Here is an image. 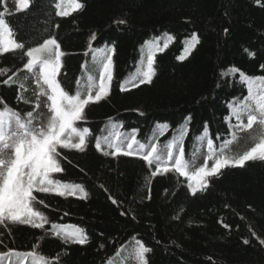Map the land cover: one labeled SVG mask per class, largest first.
Masks as SVG:
<instances>
[{
  "label": "trees",
  "instance_id": "16d2710c",
  "mask_svg": "<svg viewBox=\"0 0 264 264\" xmlns=\"http://www.w3.org/2000/svg\"><path fill=\"white\" fill-rule=\"evenodd\" d=\"M79 2L82 9L58 16L57 0H31L24 11L17 0H0V17L25 46L0 55V109L25 120L31 111L33 124L38 119L24 53L48 38L64 53L57 80L70 95H86L88 77L98 84L103 58H112L109 94L76 122L89 129L84 151L57 149L62 171L53 179L82 191L34 193L44 227L0 225V252L35 251L48 264H139L135 252L143 245L147 264H264V161L225 167L193 195L188 184L195 182L175 171L152 176L155 162L104 154L113 151L107 143H116L119 133L120 144L135 135L141 155L158 145L169 167L181 147L190 167L208 139L214 153L202 149L201 167L211 154L208 168L227 156L215 152L229 150L244 131L227 119L234 102L247 95L241 74L264 77V0ZM193 36L199 43L180 59ZM150 51L155 74L139 84L136 74ZM122 84L128 90L121 91ZM60 228L80 230L86 243H65L54 234Z\"/></svg>",
  "mask_w": 264,
  "mask_h": 264
},
{
  "label": "snow or ice",
  "instance_id": "6c2138e0",
  "mask_svg": "<svg viewBox=\"0 0 264 264\" xmlns=\"http://www.w3.org/2000/svg\"><path fill=\"white\" fill-rule=\"evenodd\" d=\"M30 5L31 0H17V6L21 11L29 8ZM56 7V15L68 16L71 12L82 9L83 4L79 0H57ZM120 23H124V21H120ZM93 39H95L94 36ZM198 43L199 40L193 36L191 41L186 44L184 55L180 59H185L190 55ZM167 47L168 44L164 43L163 48ZM24 48V44L15 39L10 25L3 17H0V55ZM156 50L162 51L163 49L157 45ZM24 55L27 58L23 65L24 69L31 73L36 67H39L36 84L47 87L46 92L41 88L39 95L47 96V100L50 102L47 105L50 116L46 125L35 127L32 123L33 112H28L25 120L11 109H0V225L18 223L33 228H43L46 220L34 208L36 202L34 193L55 192L57 195L65 196L74 195L77 189L82 191L79 185H69L53 179V173L62 171L57 149L84 151L89 129L81 130L76 126V122L85 119V109L89 104L96 103L109 94V83L112 79V58L110 55L103 58L98 84L95 78L88 77L86 95H82L79 90L70 95L57 80L64 53L60 50V45L55 38H48L41 45L27 49ZM154 56L155 52L150 51L147 55L146 65L136 74L139 84L151 82L155 74ZM241 76L247 86V95L234 102L227 119L235 118L234 127L247 131L251 130L256 123L264 125V77L244 78V74ZM11 80L12 77L9 76L4 83ZM77 83L79 84V81ZM139 84L132 83V87H138ZM20 87L23 88V85ZM126 90H128L127 87L122 84L121 91ZM36 107H39L38 103ZM115 140L116 143L109 141V147L113 151L104 152L105 155L139 156L149 165L155 162L156 169L152 172V176L175 171L195 182V186L191 182L188 184L193 195L198 190L207 188V178L218 175L225 167H243L247 161H264V139H261L238 158L221 156L215 159L211 168L207 167V160L213 159V155H209L205 166L190 174L187 171L189 164L184 158L182 147L179 149V155L174 159L172 167H169L167 163L160 161L158 145H152L150 151L141 155L133 147L139 144L135 135L125 141L126 148L121 147L118 142L121 140L119 133L115 134ZM234 140L235 135L233 136ZM233 141L225 143L231 144ZM207 145L210 150L213 149L211 139L207 140ZM139 147L143 148L144 145H139ZM96 148L101 150L99 139H97ZM8 150L11 151V156L4 158L3 154ZM39 202L43 203L42 200ZM54 234L65 243H86V237L78 229L60 228L56 229ZM244 243L247 244L248 241H244ZM261 244H264V241H261ZM147 251L149 250L143 245H138L135 255L139 264H147L144 256ZM29 258L31 264H48L47 258L35 251L22 253L12 249L0 252V264H3L5 259L8 260V264H28Z\"/></svg>",
  "mask_w": 264,
  "mask_h": 264
},
{
  "label": "rangeland",
  "instance_id": "374dc122",
  "mask_svg": "<svg viewBox=\"0 0 264 264\" xmlns=\"http://www.w3.org/2000/svg\"><path fill=\"white\" fill-rule=\"evenodd\" d=\"M38 75H39V68L34 70L33 73H31L29 76L34 98L36 101L39 102L40 109H41V113L39 114L38 119L33 124L35 127H41V126L46 125L48 118L50 116V113L47 108V105L50 102L47 100V96L39 95L41 88H43L44 91L46 92L47 87L42 84L40 86H37L36 80L38 79ZM87 90L88 89H86L84 93H86ZM261 139H264V125H261L260 123H256L254 124L251 130L241 132L238 141L229 150L216 151L215 153H218L219 155L221 154L224 155L226 153L225 155H227V157L237 158L243 153H245L246 151L250 150ZM107 144H109V142ZM125 144L126 143L121 144V147L125 148L126 147ZM206 146L208 147L207 140H203L199 143L195 160L191 163V166L187 169V171L195 172L198 168L201 167L200 165L202 164V162L205 161V159H201L202 157L201 151ZM212 150L213 149H211V151ZM3 155H4V158H9L11 156V151L10 150L5 151Z\"/></svg>",
  "mask_w": 264,
  "mask_h": 264
}]
</instances>
